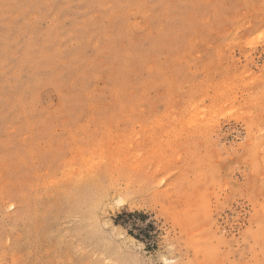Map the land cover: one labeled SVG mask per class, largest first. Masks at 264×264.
Returning a JSON list of instances; mask_svg holds the SVG:
<instances>
[{"label": "rangeland", "instance_id": "rangeland-1", "mask_svg": "<svg viewBox=\"0 0 264 264\" xmlns=\"http://www.w3.org/2000/svg\"><path fill=\"white\" fill-rule=\"evenodd\" d=\"M256 262L264 0H0V264Z\"/></svg>", "mask_w": 264, "mask_h": 264}, {"label": "bare ground", "instance_id": "bare-ground-1", "mask_svg": "<svg viewBox=\"0 0 264 264\" xmlns=\"http://www.w3.org/2000/svg\"><path fill=\"white\" fill-rule=\"evenodd\" d=\"M77 198H79V197H77ZM81 198H82V196H81ZM79 199H80V198H79ZM83 200H84V199H83ZM83 200H82V201H83ZM78 202H79V201H78ZM76 203H77V202H76ZM82 208H83V206H82ZM97 211H98V210H97ZM97 211H96V212H97ZM93 220H94V219H93ZM96 220H97V219H96ZM86 221H87V220H86ZM94 221H95V220H94ZM95 225H96V224H95ZM257 262H258V261H257ZM257 262H256V264H258Z\"/></svg>", "mask_w": 264, "mask_h": 264}]
</instances>
